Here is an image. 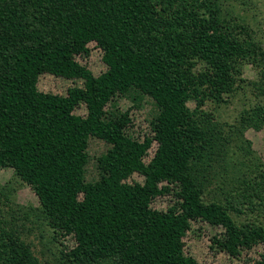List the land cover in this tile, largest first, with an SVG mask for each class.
<instances>
[{
	"label": "trees",
	"instance_id": "16d2710c",
	"mask_svg": "<svg viewBox=\"0 0 264 264\" xmlns=\"http://www.w3.org/2000/svg\"><path fill=\"white\" fill-rule=\"evenodd\" d=\"M251 19L230 0H0V168L36 194L59 264H200L183 240L197 220L222 228L213 242L234 264H264V162L245 136L264 127ZM91 42L98 75L78 60ZM43 73L82 85L43 93ZM121 98L151 104L150 133L129 132ZM233 102L232 121L220 118ZM92 139L105 143L98 154ZM161 195L172 203L153 208ZM0 264L42 262L0 224Z\"/></svg>",
	"mask_w": 264,
	"mask_h": 264
},
{
	"label": "rangeland",
	"instance_id": "374dc122",
	"mask_svg": "<svg viewBox=\"0 0 264 264\" xmlns=\"http://www.w3.org/2000/svg\"><path fill=\"white\" fill-rule=\"evenodd\" d=\"M230 3L236 6L238 10H242L244 15L255 16V19H251V25L261 35L264 47V0H230ZM89 48V55L78 58V60L95 75H98L106 69V65L101 59L102 52L94 42L89 43ZM243 77L254 80L258 78V75L250 65H245ZM74 85H82V80L67 79L50 73L41 74L37 83L39 91L57 95H65L67 88ZM246 94L250 99L251 94ZM118 103L122 109L130 108L132 124L129 132L131 134L141 137L151 132L149 125L151 104L149 102L144 101L141 105L136 106L128 99L121 98ZM239 109L240 105L233 102L221 106L218 116L232 121ZM75 113L83 115L86 113V108L81 106L75 110ZM245 136L251 140L256 155L264 162V127L260 130L249 128L245 131ZM155 146L156 144L153 143L146 160L152 155ZM104 148L105 143L103 141L97 139L90 141L89 151L91 154H98ZM128 180L141 182L143 177L138 173H133ZM9 188V193H6L7 199L0 193V224L5 226L8 224L16 228L22 238L30 244L34 255L42 264H59L61 246L53 239L50 228L39 215V201L36 194L14 174L12 168H0V190L5 191ZM171 203L172 197L170 195H161L153 199L151 206L161 210L167 208ZM232 217L238 223L246 219L245 215L236 213H232ZM221 231V227L203 220L192 221L183 238L185 251L196 258L200 264H234L231 257L213 242V238L219 236ZM72 243L71 239L65 240L66 245L70 246Z\"/></svg>",
	"mask_w": 264,
	"mask_h": 264
}]
</instances>
